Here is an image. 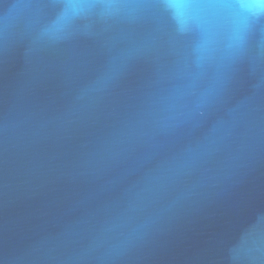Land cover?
Segmentation results:
<instances>
[{"label": "water", "instance_id": "1", "mask_svg": "<svg viewBox=\"0 0 264 264\" xmlns=\"http://www.w3.org/2000/svg\"><path fill=\"white\" fill-rule=\"evenodd\" d=\"M0 264H264V0H0Z\"/></svg>", "mask_w": 264, "mask_h": 264}]
</instances>
